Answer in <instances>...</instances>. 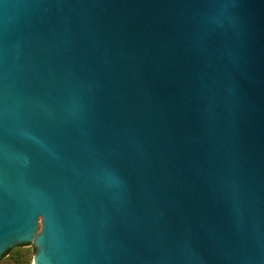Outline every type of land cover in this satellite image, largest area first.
I'll return each mask as SVG.
<instances>
[{
    "label": "water",
    "instance_id": "water-1",
    "mask_svg": "<svg viewBox=\"0 0 264 264\" xmlns=\"http://www.w3.org/2000/svg\"><path fill=\"white\" fill-rule=\"evenodd\" d=\"M264 264V0H0V258Z\"/></svg>",
    "mask_w": 264,
    "mask_h": 264
},
{
    "label": "trees",
    "instance_id": "trees-1",
    "mask_svg": "<svg viewBox=\"0 0 264 264\" xmlns=\"http://www.w3.org/2000/svg\"><path fill=\"white\" fill-rule=\"evenodd\" d=\"M35 248L31 244L18 245L5 251L0 258L3 264H32Z\"/></svg>",
    "mask_w": 264,
    "mask_h": 264
},
{
    "label": "snow or ice",
    "instance_id": "snow-or-ice-1",
    "mask_svg": "<svg viewBox=\"0 0 264 264\" xmlns=\"http://www.w3.org/2000/svg\"><path fill=\"white\" fill-rule=\"evenodd\" d=\"M3 249H2V247H0V251H2Z\"/></svg>",
    "mask_w": 264,
    "mask_h": 264
},
{
    "label": "rangeland",
    "instance_id": "rangeland-1",
    "mask_svg": "<svg viewBox=\"0 0 264 264\" xmlns=\"http://www.w3.org/2000/svg\"><path fill=\"white\" fill-rule=\"evenodd\" d=\"M0 264H3L2 262Z\"/></svg>",
    "mask_w": 264,
    "mask_h": 264
}]
</instances>
